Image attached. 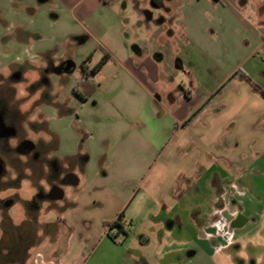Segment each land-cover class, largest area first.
Here are the masks:
<instances>
[{
  "label": "crops",
  "instance_id": "0c3cea01",
  "mask_svg": "<svg viewBox=\"0 0 264 264\" xmlns=\"http://www.w3.org/2000/svg\"><path fill=\"white\" fill-rule=\"evenodd\" d=\"M43 1L6 0L2 4L0 0V28L9 31L7 36H4L6 32L1 33L0 40H8L9 47L13 46L11 52L3 54L12 56L13 65H29L43 73L49 64L51 72L60 74L61 80L66 82L62 73L75 72L83 60L87 59L86 64L91 69L105 53L111 56L93 76L99 85V90L93 95L80 98L78 94L68 96L62 91L57 103L51 102L47 95L38 105L36 115L43 116L57 135V150L62 153L61 157L68 156L67 159L73 160L79 181L82 175L94 171L96 161H101L105 156L120 161L121 166L125 162L132 163L130 172L133 174L129 180L134 186L135 180H141L140 188L133 187L132 191H123L125 195L118 196L114 192L116 186H109L104 179L96 186L106 198L110 199L109 195L114 193L111 200L119 203L117 215H107L104 221H114L123 213L121 226L124 231L125 227L130 226L126 216L140 226L143 222L139 211L152 203L157 209L167 210L170 218L173 215L179 219L185 230L198 232V237L194 233L192 241L188 240V246L183 250L181 259L188 257L183 264H219L213 262L210 256H216L232 246L240 247V241L249 232L248 228L256 227V219L263 216L264 185L257 186L255 181L264 180V96L240 77L206 106L204 104L209 96L224 81L217 85L216 90L205 94L194 107L193 94L183 84L176 83L177 88H174L172 82L170 84L165 80V94H157V84L161 78L157 64L160 61L167 58L168 62L164 64L168 69L173 68L174 62L180 67L183 62L180 55L191 49L212 59L219 56L220 49L212 46L211 38L200 28L202 22L194 0H163V7L155 4L167 12L169 29L166 34L160 31L159 35L150 36L144 44L134 43L131 48L118 27L122 16L116 12V5L121 0H112L111 3L103 0H63L65 6L51 8L42 5ZM176 2L179 6H176ZM243 2L246 7L256 4L250 20L243 19L248 30L242 40L248 38L250 47L240 54L242 40L231 43L228 32L233 29L241 31V23L234 24V21L230 25L223 20L222 25L227 26L220 28L223 31L219 34V41L227 54L239 56V60L247 63L259 51L264 54V0ZM207 3L212 12L221 11L228 4L225 0H208ZM147 19H151L150 13ZM177 20L180 27L175 29L173 27ZM33 34H37L34 39ZM125 35L128 36V33L125 32ZM80 39H83L82 43L96 42L101 50L100 58L95 56L99 50L96 47L94 52H85L76 59L74 54ZM67 62L71 64L69 72L62 69ZM223 69L229 77L236 71L232 67ZM247 70L250 71V68ZM47 81L50 83V80ZM72 86L74 91L76 88ZM261 88L264 89V86ZM44 92L50 94L49 91ZM65 106L81 108L73 112L72 107L69 109ZM158 106L163 107L164 112L156 111ZM190 117H193L191 121L188 120ZM64 119H70L69 133L63 125ZM75 126L80 132L74 130ZM137 163L140 166L135 171ZM80 166L84 169L80 170ZM201 167L204 168V176H208L205 188L210 193V203L202 202L205 196L202 187H199L202 181ZM109 171H114L113 176L120 173L116 167H109ZM91 179L99 180V172L91 173ZM230 185H238L241 189L233 202L236 214L232 223V238L222 240L221 237L227 236L228 232L226 228L229 223L224 211L229 212V207L226 205L218 209V197L221 195L224 199ZM218 186L222 188L219 195ZM137 196L139 200L133 210L125 215ZM79 205L77 202L64 208V215L58 220L57 234L44 239L42 247L47 244L49 253H34L33 264L64 263L68 253H62V239L74 236L72 227L84 220L70 217L68 212ZM198 213L205 215L199 224ZM215 213L221 216L217 221L212 220ZM214 232L216 235L212 239ZM134 233L135 230L127 234L126 229L122 236L120 244L124 248V264H161L163 238L157 237L155 231H149L141 232V236L134 240ZM80 256L77 260L71 259L72 263L69 264H80L84 259L82 254ZM45 257L48 261H44Z\"/></svg>",
  "mask_w": 264,
  "mask_h": 264
},
{
  "label": "rangeland",
  "instance_id": "374dc122",
  "mask_svg": "<svg viewBox=\"0 0 264 264\" xmlns=\"http://www.w3.org/2000/svg\"><path fill=\"white\" fill-rule=\"evenodd\" d=\"M5 1L6 0H1L2 4H4ZM7 1L9 2V0ZM194 1L198 5L196 10L199 11L198 16L203 24L200 25V28L207 36L211 38L210 41L213 42L212 46H217V48L220 49L219 56L216 57V59L213 58L215 60L214 61L211 56L206 54L204 55L197 50L191 49L190 51H186L184 52V54L180 55V57L183 58L182 65L180 67L176 65V62H174L172 64L173 68L171 67L172 69H168L165 65L168 62L167 58H165L163 62L160 61L161 63L159 62V64H157V72L158 75L161 76L157 84V94L161 93V96L165 94V88L163 85L165 80L170 84L172 82V86H175L174 88H177V85H175L176 83H178L179 85L183 84V86H185L187 90H191L193 94L192 101L194 107V105L199 100L204 98L205 94L213 92L223 81L230 78L223 68L230 69L231 67L233 69L235 68V72L239 73V79L242 78L245 82H248L254 88V84L263 87L264 68H262L261 65L264 64V54L259 51L258 54H256L255 58H252L249 62L244 63V60H239V56L235 57L231 54H227L224 46L219 41V34L221 31H223V29L221 30L220 28H222L223 26H227V24L222 25L223 20L227 21L230 25H232L233 21L234 24L241 23L239 25L241 31L237 32V29H233V31L227 32L228 35H231V43H237L238 40H242L248 30V26L246 25L247 23L243 19L250 20L251 16H253V11L256 9V4L253 3V6L252 4H250L251 7H246V3L243 2V0H225L228 2L226 7H224L225 9L217 12H212V10L206 6V4H208V0ZM43 4L49 6V8H51L52 6L60 7L61 5H66L63 0H44L42 5ZM38 5L40 4L38 3ZM176 6H179L177 2ZM116 8V12L120 16H122V21L120 22V26H118L119 31L123 32V39L125 41L128 40V45L130 46V48L134 43L144 44L146 40L150 38V36L154 37L156 35H159L160 31H163L164 34H166V30L169 29V24H167V12L163 11L162 8L157 7L154 4L153 0H121L118 6L116 5ZM147 12L151 14L150 20L147 19ZM182 23L184 24V22ZM206 23H208L207 28ZM212 23L215 24L212 25ZM175 24L176 25L173 28L176 29L177 27H180L179 20H177V23ZM234 28H237V26H234ZM3 32H6L4 36H7L6 34H8L9 31L7 32L6 29L3 30L0 28V34ZM125 32L128 33V36L125 35ZM36 35L37 34H33L32 39H34ZM165 36L166 35H164V37ZM82 41L83 39H80V44L75 52L76 54H74V57L77 59L80 54H84L85 52H94L95 48L97 47V49L99 48V50L97 51L95 56L97 59H99L101 55L99 45H96L97 43L92 40L86 41L85 43H82ZM240 43L241 48L239 52L241 54L242 52L244 53L246 51V48L250 47V43L248 41V38L245 41L242 40ZM94 45L96 46L93 47ZM12 47H9L8 40H0V74L1 76H4L3 80L0 79V92L2 95L6 94L8 96L14 84H12L11 79L5 81L4 78L8 76L7 74L12 73L15 69L13 67V63L11 62L12 56L3 54L11 52V50H13ZM235 54H237V51L234 53V55ZM22 65L23 67H21L20 70H22L23 72L24 69V79L15 83V98L17 101L16 103L40 104V102L44 99L45 96L47 97V95H49L48 99L51 102L57 103L62 94V91H64L68 96H70L71 94H78L79 97L82 98L80 96V94H82L86 98L90 97L94 92H97V90H99L98 82H96V80H94V77H92V82L90 83L94 85L93 92H91L90 95L84 93V89L80 87L78 83L79 75H81V65L78 66L75 72L62 73V75H64V77L67 79L66 82H63L61 80V77H59L61 76L60 74L51 72L52 67H50L49 64L45 66V70H43V73L38 72L34 67H31L29 65ZM24 65L26 67H24ZM229 66L230 68H228ZM247 68H250V71L247 70ZM32 69L33 71L31 72ZM27 70H29V73H27ZM260 72L262 74H260ZM44 76H46L47 80H50V83L43 79ZM36 80H41V83L40 85L35 83L34 86L37 87V89L34 90V87L32 85ZM72 85H74L76 88L74 91L72 90ZM44 91H49L50 94H47V92ZM65 107L69 109L72 107L71 109H73V112L81 108L79 106ZM156 111L164 112V109L163 107L158 106ZM62 122L64 123V127H67L66 132L69 133L70 119H64ZM74 130L80 132L77 126H75ZM31 138L37 140L39 137L33 136ZM13 144H15V142H13ZM57 154L61 156L62 153L57 150ZM7 162L9 169L6 173V176L2 179V181H0V188L6 186L10 182L12 183V179L15 177V174L13 172L15 171L14 169L16 166L15 159L7 160ZM221 165L224 166L223 164ZM139 166L140 164L137 163L135 171ZM96 167L97 168H95L94 171L82 175L80 177L78 185L76 184L74 186L67 187L69 189L65 196L66 199L64 208L77 204V202H79L80 205L78 206V208L69 211L68 214L70 217H74L77 220L80 218H83L84 220L82 221L81 219V222L77 223L75 227H72V229L75 230L74 236L70 237L69 239L68 237L62 239V253L65 251L68 254L65 255V261L64 263L61 262V264H69L70 262L72 263L71 259L74 258L75 260H77L79 257H81L80 254H82L84 258L83 261L80 262V264H124V248L120 243L121 240H123L122 236L125 235L126 229L127 234L135 230L134 237L136 238H134V240L138 239L143 232L155 231L157 237L163 238L164 240V252L163 258L161 259V264H183L184 260L188 258L185 256L183 259H181L183 250L184 248H186L185 246L187 245L188 240L190 242L192 241V235L194 236V233L198 237V232L185 230L183 228L184 225L181 223V221L175 218V216L173 217V215L170 218L169 213H167V210L165 209H157V207H154L152 203H149L150 205L144 206V208H142V211H139L141 217L140 220H142L143 222L142 224H140V226H137L138 224L133 221V219H131L129 216H126V220L128 223H130V226L125 227V231L122 229V226L116 225L111 228L105 226L104 218L107 215L111 217L116 216L118 213L116 208L119 207V203L117 201L112 202L111 199L114 193L109 195V199L100 194L102 193V191L97 190L98 188L96 186H99V183L102 182V179H104L106 183H109V186H116L114 187L116 190L114 192L118 196L125 195L123 191H125V193L132 191L133 187L134 189H138L142 184L141 180H135L136 184L134 186L133 182L129 180L130 176L133 174V172H130L132 163L125 162L124 166H121L120 161H115V159H110V157L105 156L101 159V161H96ZM109 167L119 168L120 173L113 176L114 171L110 172ZM95 171L99 172V180L94 181L93 179H91V173L94 174ZM200 174L202 176L200 177V179L202 178V181H200L199 187H202V192H204L205 196V198L203 197L202 202L204 203L207 201V203H210V201L208 200L210 197L208 194L210 193H207V189L205 188V181L206 177L208 176H204L203 167H201ZM88 179H90L89 183L87 181ZM235 181L238 182L237 179H235ZM255 183L257 186L264 185V180L260 179L258 181H255ZM218 187L219 188L217 190V193L219 195L221 194L222 188L220 186ZM34 188L35 186L32 184V180L28 177H24L21 180L20 186L5 187V191L0 193V201L2 202L3 199L10 198V196L12 195L28 200L34 195ZM239 189L241 188L238 185H230L226 191V194H224V199L223 197H221V195H219L218 197L220 199L219 206H217L218 209H223L226 205H228L227 207H229V212L224 211V216L227 219V223H229L228 227L226 228L228 232L226 233L227 236L221 237L222 240L227 238L231 239L233 235L232 232L234 231V229L232 228V225L234 224L233 218H235L236 214V210L233 209V202L239 195ZM117 190L121 192L119 193L117 192ZM141 192H143V190ZM139 196H137L133 201L128 211H126L125 215L131 213L135 204L137 203V200H139ZM213 200H215V198ZM21 202L18 201L12 208L10 207L8 210L10 217L13 219V224H17L19 221L24 220L27 215H41L43 220H52L56 218V210L52 208L47 209L45 206H42L41 211H38L35 214H30L26 210L25 204L23 202L22 204ZM2 214L3 211H0V236L2 234ZM215 215L216 217H214ZM151 216H155L156 218L153 219ZM203 218H205V215H201L200 213H198L197 224H199ZM212 218L213 221H217L221 218V216L218 213H215ZM256 220L259 224H255L256 227L251 226L248 228L249 232L240 241V247L232 246L226 250H222L218 255L210 256L211 260L215 263L219 262V264H264V212L262 218ZM36 223V221L32 222L33 229H35ZM115 232H117V236L114 235ZM215 232L218 233L217 230ZM215 232L211 235L212 239L215 238ZM94 237H97V239H95ZM46 245L44 246L45 248L42 246L36 248L37 250L35 249V253L39 251L42 253H49L50 247L48 245L46 247ZM57 255L59 254H56V256ZM45 258L46 259L44 261H48V258ZM8 263V261L5 263L1 261L0 264ZM30 264H33V262Z\"/></svg>",
  "mask_w": 264,
  "mask_h": 264
},
{
  "label": "flooded vegetation",
  "instance_id": "af4514ba",
  "mask_svg": "<svg viewBox=\"0 0 264 264\" xmlns=\"http://www.w3.org/2000/svg\"><path fill=\"white\" fill-rule=\"evenodd\" d=\"M13 67L16 71L7 74L4 80H23L24 69L23 72L20 70L23 65L14 64ZM3 77L0 74V79L3 80ZM35 83L40 85L41 80L33 83L34 90L37 89ZM38 105L0 99V181L9 169L7 160L16 161L13 171L15 177L12 183L0 188V193L5 191V187L20 186L24 177L31 179L35 186L34 195L28 200L12 195L0 201V211H3L0 263L8 261V264H30L33 262L35 249L43 245L44 239L55 237L59 230L58 220L64 215L65 194L69 189L67 187L74 186L69 183L70 175L77 174L73 160L67 159L68 156L61 157L57 154L59 139L50 129L49 122L43 116L36 115ZM33 136L39 138L34 140L31 138ZM79 168L84 169L83 166ZM18 201L25 204L30 214L41 211L42 206L47 209L52 208L56 210V218L43 220L41 215H27L24 220L13 224L8 210ZM35 221L37 223L33 229L32 222Z\"/></svg>",
  "mask_w": 264,
  "mask_h": 264
},
{
  "label": "trees",
  "instance_id": "16d2710c",
  "mask_svg": "<svg viewBox=\"0 0 264 264\" xmlns=\"http://www.w3.org/2000/svg\"><path fill=\"white\" fill-rule=\"evenodd\" d=\"M154 4H156L157 6H161L163 7L164 6V3H163V0H153ZM111 58V56L108 54V53H105L103 58L98 62L96 63L91 69L88 68V65L86 64V60L83 61V63L81 64L80 66V70H81V75H79V79H78V83L80 85V87H82L84 89V93L87 94V95H90L91 92H93V89H94V85L90 82L91 81V78L97 74L101 68L103 67V65L105 64V62L107 60H109ZM239 73L235 72L228 80H225L221 85L220 87L217 89V91L212 95V96H209L207 102H205L204 106H206L209 102L212 101L213 98H215L216 96H218L219 94H221L223 92V90L225 88H227L230 83L235 80L237 77H238ZM13 79V77H11ZM45 81H47L46 77L43 78ZM12 81V84L15 85L16 82L19 81V79L17 80H11ZM48 82V81H47ZM255 88L259 90V92L264 96V89L261 88L259 85L257 84H254ZM10 88V87H9ZM12 90L10 91V94L9 96L4 94L2 95L1 92H0V99H3L7 102H14L16 103V98H15V86H13L11 88ZM17 95V93H16ZM80 96L82 98H85L82 94H80ZM193 118V117H192ZM192 118L190 117L188 120H192ZM123 219V213H120L118 218L114 221H106L104 224L106 227L108 228H111L113 226H121V221Z\"/></svg>",
  "mask_w": 264,
  "mask_h": 264
},
{
  "label": "water",
  "instance_id": "95a60500",
  "mask_svg": "<svg viewBox=\"0 0 264 264\" xmlns=\"http://www.w3.org/2000/svg\"><path fill=\"white\" fill-rule=\"evenodd\" d=\"M62 69L64 71H66V72L71 71V64H70V62H67V65L65 67L63 66ZM70 176H71V180L69 181V183L74 184V185H76V184L78 185L79 179L77 177V174L72 173Z\"/></svg>",
  "mask_w": 264,
  "mask_h": 264
},
{
  "label": "built area",
  "instance_id": "2783aa9c",
  "mask_svg": "<svg viewBox=\"0 0 264 264\" xmlns=\"http://www.w3.org/2000/svg\"><path fill=\"white\" fill-rule=\"evenodd\" d=\"M105 3H111L112 2V0H103ZM232 234H233V232H232ZM115 236H117V232H115V234H114ZM232 238V237H231ZM228 239V238H227ZM230 240V239H229Z\"/></svg>",
  "mask_w": 264,
  "mask_h": 264
}]
</instances>
